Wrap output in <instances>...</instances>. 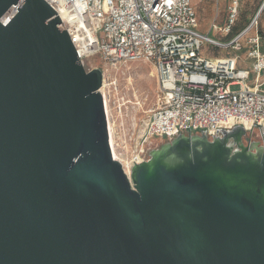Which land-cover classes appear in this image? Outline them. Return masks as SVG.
Returning a JSON list of instances; mask_svg holds the SVG:
<instances>
[{
  "label": "water",
  "instance_id": "95a60500",
  "mask_svg": "<svg viewBox=\"0 0 264 264\" xmlns=\"http://www.w3.org/2000/svg\"><path fill=\"white\" fill-rule=\"evenodd\" d=\"M12 5L0 21V264H264V121L225 109L167 122L128 177L109 145L103 68L79 59L46 1L0 0V19ZM231 130L245 132L238 150Z\"/></svg>",
  "mask_w": 264,
  "mask_h": 264
},
{
  "label": "built area",
  "instance_id": "2783aa9c",
  "mask_svg": "<svg viewBox=\"0 0 264 264\" xmlns=\"http://www.w3.org/2000/svg\"><path fill=\"white\" fill-rule=\"evenodd\" d=\"M44 1L68 26L65 30L79 59L98 55L109 68L136 61H147L154 68L156 106L143 123L136 147L125 152V142L114 140L112 145L109 134L112 156L121 162L128 177L142 143L161 136L167 122L181 119L205 123L225 109L264 121V52L256 24H249L227 40L236 25L241 0H217V5L224 4V16L221 25L214 21L210 27L218 35L216 38L198 30L194 7L197 0ZM260 3L264 7V0ZM17 7L12 5L5 12L0 19L2 24L16 14ZM74 26L90 36L87 53H80L74 41L70 32ZM243 44L247 46V67L237 55L204 53L206 45L239 52ZM103 73L100 92L104 100ZM105 114L108 125L106 108Z\"/></svg>",
  "mask_w": 264,
  "mask_h": 264
},
{
  "label": "rangeland",
  "instance_id": "374dc122",
  "mask_svg": "<svg viewBox=\"0 0 264 264\" xmlns=\"http://www.w3.org/2000/svg\"><path fill=\"white\" fill-rule=\"evenodd\" d=\"M223 5L222 2L217 5V0H197L195 2L198 30L201 33L208 34L211 38L218 36L215 31L210 30V27L214 21L215 24L221 25L224 16ZM260 6V0H241L235 29H244L251 23L256 24L264 52V8L257 18L255 16ZM207 48L206 45L205 49ZM205 49V55L209 56L237 55L242 65L248 66L245 44L239 52L212 47H209L208 51ZM90 58L97 64V68H103L105 71L102 91L109 124L113 128V141H124L125 152L130 153L136 147L140 130L150 110L156 106L157 82L154 68L147 61L129 62L109 68L98 55Z\"/></svg>",
  "mask_w": 264,
  "mask_h": 264
},
{
  "label": "bare ground",
  "instance_id": "6f19581e",
  "mask_svg": "<svg viewBox=\"0 0 264 264\" xmlns=\"http://www.w3.org/2000/svg\"><path fill=\"white\" fill-rule=\"evenodd\" d=\"M262 9L260 10L259 13H256V15H255L256 18L259 16ZM70 32L73 35L74 41H75L76 45L78 46L80 53H87L89 51L88 50V39L90 38V36L84 34L82 29H79L77 26L70 28ZM104 102H105V100H104ZM105 108H106V104H105ZM106 113H107V111H106ZM107 118H108V115H107ZM108 125H109L110 142L113 145V128L109 124V119H108ZM113 154H114V156L116 155L114 147H113Z\"/></svg>",
  "mask_w": 264,
  "mask_h": 264
},
{
  "label": "flooded vegetation",
  "instance_id": "af4514ba",
  "mask_svg": "<svg viewBox=\"0 0 264 264\" xmlns=\"http://www.w3.org/2000/svg\"><path fill=\"white\" fill-rule=\"evenodd\" d=\"M232 131V130H231ZM225 132H221L218 134L217 137L223 138ZM244 131L243 130H234L227 135V145L232 149V150H238V147L242 145L241 139L244 136ZM181 136V135H179ZM178 137V136H177ZM176 138V137H175ZM174 139V138H173Z\"/></svg>",
  "mask_w": 264,
  "mask_h": 264
},
{
  "label": "trees",
  "instance_id": "16d2710c",
  "mask_svg": "<svg viewBox=\"0 0 264 264\" xmlns=\"http://www.w3.org/2000/svg\"><path fill=\"white\" fill-rule=\"evenodd\" d=\"M242 29L241 28L235 29V26H234L232 33L228 36L227 40L230 39L232 36L236 35L237 33H239Z\"/></svg>",
  "mask_w": 264,
  "mask_h": 264
}]
</instances>
